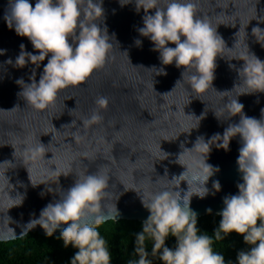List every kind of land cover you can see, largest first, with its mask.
Returning a JSON list of instances; mask_svg holds the SVG:
<instances>
[{
	"label": "water",
	"instance_id": "water-1",
	"mask_svg": "<svg viewBox=\"0 0 264 264\" xmlns=\"http://www.w3.org/2000/svg\"><path fill=\"white\" fill-rule=\"evenodd\" d=\"M36 2L30 0L33 7ZM193 2L197 17L217 27L225 42L216 59L213 87L205 93L198 97L192 92L187 79L183 80L184 67L162 64L154 43L139 32L146 13L136 10L135 0L123 6L121 0H103L104 17L97 23L107 29L113 44L104 66L80 85L60 90L54 106L36 110L20 95L24 85L18 81L30 84L34 75L38 82L48 57L39 66L30 60L23 67L15 65L21 44L25 51L39 53L27 37L8 27L4 17L9 0H0V241L33 231L46 235L41 226L25 230L26 225L38 219L47 204L60 199L79 175L93 173L109 177L108 194L101 201L107 220L145 222L150 211L142 196L147 200L151 193L173 189L171 179L186 171L178 163L179 155L201 137L210 147L207 163L219 170L207 182L209 194L192 197L191 209L197 217L217 214L226 196L238 194L237 185L243 182L237 164L240 137H233L227 149L217 145L227 143L225 130L241 119L239 114L230 116L227 104L231 100L238 99L248 117L264 119V92L241 94L250 89L239 72L245 64L239 59L242 56L251 54L264 61V0ZM160 68L167 74L157 75ZM101 95L109 100L106 109L98 110L102 120L85 129L83 119L97 111L95 101ZM39 143L45 145V159L32 170L37 183L33 185L27 169L31 162L24 155L26 148ZM188 158L186 154V163ZM57 165L69 174H56ZM217 180L219 191L213 187ZM187 188L182 181L174 190L183 195ZM20 197L22 204L7 210Z\"/></svg>",
	"mask_w": 264,
	"mask_h": 264
},
{
	"label": "clouds",
	"instance_id": "clouds-1",
	"mask_svg": "<svg viewBox=\"0 0 264 264\" xmlns=\"http://www.w3.org/2000/svg\"><path fill=\"white\" fill-rule=\"evenodd\" d=\"M129 2L121 0L122 6ZM135 2L136 10L143 9L146 13L144 26L139 28V32L154 43L153 50L159 51L162 64L175 63L177 68L184 67L183 80L187 79L192 92L198 97L213 87L216 59L225 42L217 33V27L214 28L206 18L197 17V6L193 0H164V6H161V0ZM102 3L103 0H37L33 7L30 0H9L4 17L8 27H14L18 35L27 37L39 53L27 52L25 45L21 44L15 65L23 67L30 60L39 66L48 57L38 82L34 75L30 84L18 81L24 85L20 95L30 107L45 110L54 106L60 90L80 85L94 70L104 66L113 44L107 29H102L97 23L104 17ZM152 9H155L154 14L149 13ZM257 28H253L254 33ZM169 43L175 44V47L168 46ZM136 44L140 45L141 41L136 40ZM239 59L245 61L239 72L250 89L241 94L264 92V61L251 54ZM8 63L12 60L9 59ZM186 73L191 74L186 76ZM156 74L166 75L167 72L160 68L156 69ZM108 103L107 97H97V111L83 119L82 126L87 129L102 120L98 110L106 109ZM227 108L230 116L239 114L241 119L225 130L223 136L227 143L217 147L227 149L233 137H240L237 164L243 182L237 185L238 194L224 198V207L217 213L222 218L214 232V239L223 240L233 232L240 234L250 248L238 252V264H264V119L245 115L244 105L236 98L227 104ZM200 152L204 155H199ZM209 152L208 142L198 138L193 148L184 149L178 157V163L186 166V171L171 179L174 188L151 193L147 200L142 196L150 215L143 224V230L135 233V252L139 260L129 261V264H152L147 258L146 238L154 241L151 255H159L163 264H226L224 255L213 250V238L198 234L197 213L190 207L194 195L204 198L209 194L207 182L219 170L207 163ZM186 154L189 157L187 163ZM42 159H45L44 144L26 148L24 160L31 162L27 169L33 185L37 183L33 181L32 170L39 166ZM55 173L59 176L69 174L62 172L59 165ZM182 181L188 185L183 195L181 191L174 190ZM108 187L107 174L79 175L60 199L47 204L38 219L28 222L25 230L39 225L46 235L52 236L62 225H67L60 238L65 247L71 245L78 249L71 258V264H111L106 240L97 230L109 219L101 207ZM213 187L219 191L220 182L214 181ZM22 200L20 197L7 210L22 204ZM208 211L211 212V209ZM169 235L176 238L175 248L166 246Z\"/></svg>",
	"mask_w": 264,
	"mask_h": 264
},
{
	"label": "trees",
	"instance_id": "trees-1",
	"mask_svg": "<svg viewBox=\"0 0 264 264\" xmlns=\"http://www.w3.org/2000/svg\"><path fill=\"white\" fill-rule=\"evenodd\" d=\"M221 218L217 214L197 217V227L200 230L198 234H207L213 238V250L224 255L226 264H238V252L249 249L250 246L244 242L242 235L235 232L216 241L214 232ZM143 224L144 222L138 220L119 219L107 220L98 226L97 230L110 250L111 264H129V261L139 260V255L135 252V233L143 230ZM153 243L151 238H146L145 248L149 253L147 258L152 264H163L159 255H151ZM166 246L175 248L176 238L169 235ZM76 251L78 249L71 245L64 246L60 234L48 236L33 231L14 240L0 241V264H71V258Z\"/></svg>",
	"mask_w": 264,
	"mask_h": 264
}]
</instances>
